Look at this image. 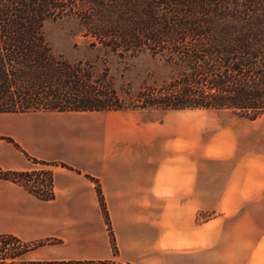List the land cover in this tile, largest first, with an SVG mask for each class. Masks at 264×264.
I'll return each instance as SVG.
<instances>
[{"label": "crops", "instance_id": "1", "mask_svg": "<svg viewBox=\"0 0 264 264\" xmlns=\"http://www.w3.org/2000/svg\"><path fill=\"white\" fill-rule=\"evenodd\" d=\"M155 116L0 113V169L53 164L55 195L41 201L0 180V235L47 241L24 255L30 262L264 264V190L251 193L249 184H264V147L242 152L236 166L231 149L200 152L192 120L167 128ZM241 184L248 188L239 192Z\"/></svg>", "mask_w": 264, "mask_h": 264}, {"label": "trees", "instance_id": "2", "mask_svg": "<svg viewBox=\"0 0 264 264\" xmlns=\"http://www.w3.org/2000/svg\"><path fill=\"white\" fill-rule=\"evenodd\" d=\"M82 1L86 6L78 0H0V113L161 108L230 111L250 121L264 113V0ZM68 17L77 20L80 36L94 39L88 41L90 48L119 58L148 51L171 68V80L144 88L126 104L107 81V71L97 76L91 64L52 52L44 26ZM0 180L22 186L41 201L55 197L49 171L0 169ZM96 191L108 223L100 188ZM46 243L0 235V264H24L27 252Z\"/></svg>", "mask_w": 264, "mask_h": 264}, {"label": "rangeland", "instance_id": "3", "mask_svg": "<svg viewBox=\"0 0 264 264\" xmlns=\"http://www.w3.org/2000/svg\"><path fill=\"white\" fill-rule=\"evenodd\" d=\"M78 3L79 6H86L82 0H78ZM43 34L45 41L54 54L61 55L69 62L82 61L91 64L93 72L97 76L107 71V81L120 100L126 104L137 93L143 91L144 88L152 86L159 88L171 80L170 77L173 73L171 68L148 51H141L135 54V56L127 55L119 58L112 53H105L102 50L90 48L88 41L92 38L88 37V39H84L80 36L77 20L73 17L45 24ZM139 110L142 111L141 109ZM143 111L147 114L156 115L154 119L161 116L166 118L167 128H170L169 124L178 126L187 124L184 121L186 119L192 120L193 124H197L200 129V152L207 146H211L210 152L213 155H220L225 152V149H231L234 153L228 163L233 164L236 162V166L239 163L237 157L243 155L242 152L255 151L260 146L264 147V113L255 120L250 121L242 118L239 119V117L233 115L230 111H170L161 108L145 109ZM216 159H223V157ZM33 168L35 171H49L51 167L34 165ZM227 183H230V181H225V185ZM246 184L248 185V183ZM249 184L251 186V193H255L261 188L264 190V184L263 186L256 183ZM218 187L222 188V185ZM246 188L248 187L241 184L238 191L242 192L241 190H245ZM208 217L209 214H203L199 216V220L205 221ZM104 222L107 225L108 236L112 235L109 228V220L107 223L104 218ZM110 243L112 247V242L110 241ZM116 253L113 254L115 255ZM25 259L26 257H23V260L27 261ZM28 262L24 264H30Z\"/></svg>", "mask_w": 264, "mask_h": 264}]
</instances>
